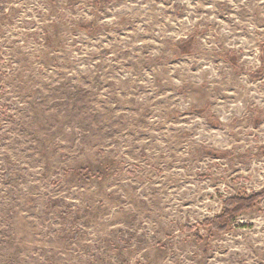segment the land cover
Returning a JSON list of instances; mask_svg holds the SVG:
<instances>
[{
  "label": "rangeland",
  "instance_id": "rangeland-1",
  "mask_svg": "<svg viewBox=\"0 0 264 264\" xmlns=\"http://www.w3.org/2000/svg\"><path fill=\"white\" fill-rule=\"evenodd\" d=\"M263 48L264 0H0V264H264V199L199 227L264 191Z\"/></svg>",
  "mask_w": 264,
  "mask_h": 264
},
{
  "label": "trees",
  "instance_id": "trees-1",
  "mask_svg": "<svg viewBox=\"0 0 264 264\" xmlns=\"http://www.w3.org/2000/svg\"><path fill=\"white\" fill-rule=\"evenodd\" d=\"M192 43H186L179 45V50L182 54H188L191 52ZM264 52V48H263ZM263 68H264V58H263ZM264 73V71L262 70ZM264 153L263 151H261ZM208 155H213L212 152L208 151ZM221 155V154H217ZM82 176L87 177L88 171L87 170H81L79 172ZM264 199V191H262L259 194H255L249 197H236V198H230L224 201L223 203V209L219 216L207 220L199 227L204 228H210L211 230L217 231L219 233H224L229 230V227L236 221V219L241 216L243 213L250 212L254 210L257 205ZM198 227H186L184 230L188 233H195L196 239L199 240V233L197 231Z\"/></svg>",
  "mask_w": 264,
  "mask_h": 264
}]
</instances>
